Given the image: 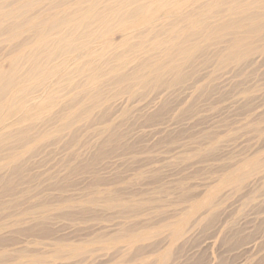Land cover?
Returning a JSON list of instances; mask_svg holds the SVG:
<instances>
[{"label":"rangeland","instance_id":"374dc122","mask_svg":"<svg viewBox=\"0 0 264 264\" xmlns=\"http://www.w3.org/2000/svg\"><path fill=\"white\" fill-rule=\"evenodd\" d=\"M210 54L0 168V264H264V55L213 70Z\"/></svg>","mask_w":264,"mask_h":264},{"label":"bare ground","instance_id":"6f19581e","mask_svg":"<svg viewBox=\"0 0 264 264\" xmlns=\"http://www.w3.org/2000/svg\"><path fill=\"white\" fill-rule=\"evenodd\" d=\"M45 1L60 10L36 26L27 27L34 16L0 31V44L10 46L0 63V147L11 152H0L3 170L36 144L90 125L108 103L121 107L135 90H168L198 58L211 53L218 70L264 55V0H0V26ZM57 106L62 114L44 118ZM26 122L34 126L16 128Z\"/></svg>","mask_w":264,"mask_h":264}]
</instances>
